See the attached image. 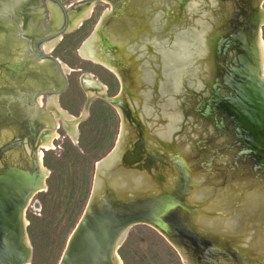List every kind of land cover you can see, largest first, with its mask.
Here are the masks:
<instances>
[{"label": "water", "instance_id": "obj_1", "mask_svg": "<svg viewBox=\"0 0 264 264\" xmlns=\"http://www.w3.org/2000/svg\"><path fill=\"white\" fill-rule=\"evenodd\" d=\"M93 1L0 0V25H10L29 62L51 71L30 91L0 85V264H27L31 259L25 209L47 186L49 171L38 150L43 153L42 143L53 139L52 131L59 128L53 116L47 124L32 117L47 112L39 96H58L68 83L59 58L38 44L75 30L70 13ZM106 3L110 10L100 14L78 48L98 38L107 62L118 63L105 27L131 23L128 14L140 20L145 13L153 20L151 31L131 33V45L139 50L133 76L137 95L127 83L120 86L122 95L140 101L143 122L131 117L124 98L99 95L139 129L130 136L128 148L119 143L118 132L112 148L94 164L86 206L58 264H117L118 249L136 224L157 230L184 264H264V211L246 216L240 210L229 212L227 206L239 195L250 201L249 207L264 198V0ZM130 3L137 6L131 13ZM152 3L169 13L162 8L143 13L142 6ZM118 7L123 14L112 19ZM54 9L59 21L53 25ZM26 26L40 32L33 37ZM26 68L19 61L0 59V73L26 74ZM79 82L85 92L104 88L87 72ZM90 102L86 98L84 106L89 108ZM87 115L79 114L74 123Z\"/></svg>", "mask_w": 264, "mask_h": 264}, {"label": "rangeland", "instance_id": "obj_2", "mask_svg": "<svg viewBox=\"0 0 264 264\" xmlns=\"http://www.w3.org/2000/svg\"><path fill=\"white\" fill-rule=\"evenodd\" d=\"M108 6L102 1H97L92 16L84 21L81 27L64 33L51 52L69 68L68 71H71L67 74L66 88L56 95L61 107L74 117L84 109L86 114L88 111V115L77 125L78 133L75 137H69L65 129L59 126L56 130L57 137L53 139V147L48 150L42 149L41 159L49 175L46 179V188L32 197L25 210L28 221L26 230L32 247L31 259L27 264H58L67 239L86 206L94 164L112 148L118 136L120 116L117 110L98 96L90 99L89 108L84 106L86 95L79 82L81 73L89 72L106 85L107 95H114L119 90V81L112 72L100 64L82 59L77 52L81 41L89 34L101 12ZM135 7L137 6H130V13ZM159 8L165 10L166 7L157 3L149 4L147 8L142 6L143 13ZM130 17L138 27L149 21L145 13L140 20L131 14ZM123 24L126 26L123 27L125 33L129 34L127 24ZM262 38L264 40V26ZM0 39L3 41L6 37L0 35ZM1 44L4 52L3 54L0 52V59H4L7 57L6 50L14 52L15 45L20 43L13 41V45L7 47ZM17 54V52L15 56L11 54V59L14 60ZM31 64L32 62L29 65ZM3 75H0V83L8 84L10 87L8 73ZM16 78L12 83L18 87L39 85L37 79L25 74V71L20 72ZM197 149L202 151L203 146L197 144ZM241 196L230 199L232 202L230 210L233 213L240 210L237 202ZM118 254L122 264H184L177 250L157 230L145 224H136L129 229L118 249Z\"/></svg>", "mask_w": 264, "mask_h": 264}, {"label": "bare ground", "instance_id": "obj_3", "mask_svg": "<svg viewBox=\"0 0 264 264\" xmlns=\"http://www.w3.org/2000/svg\"><path fill=\"white\" fill-rule=\"evenodd\" d=\"M97 1H102L104 3L107 2V0H97ZM96 0H94L92 3H90L89 5H83V6H79L78 9L73 10V12L70 13V17L72 20V24L73 27L79 28L80 25L82 24L83 21H85L87 18L90 17L91 12L93 10L94 5L97 2ZM136 5V3H130L128 6V10H130V6H134ZM167 9V8H166ZM166 9L164 10V13H169L166 11ZM110 8L107 7L105 11H109ZM50 14L52 15V21H53V25L54 23H56L57 21H59V16L57 15V13L54 10H50ZM123 14V11L121 8L118 7V13H114L112 19L115 18H120V15ZM130 14H128V16L126 18H129ZM174 18H176V15L174 16ZM131 20V19H129ZM153 20H149L146 21L144 24L140 25L139 27L135 25V23L133 21H131V23L129 21H123L122 23H126L127 24V29H129V34L125 33V30L121 27L122 23H115V24H109L107 25V27H105V30L110 37V40L112 42V44H114V46L116 47L115 50H112L113 52V56L119 60L118 63L115 62H107L106 58L104 57V55L101 53L100 51V45L98 43V38H95L93 40H87L80 48H78L77 52L78 55L85 60H89L91 62H94L96 64H100L101 66L105 67L106 69H108L110 72H112L116 77L117 80L119 81V90L116 94L114 95H109V96H117V97H122L124 98L126 101H128V104L130 105V107L132 108L133 114L131 117L136 118L138 122H143V117L142 115H140V112L138 110L137 104L140 102L138 100V98L132 97V96H125V94L122 95V93L120 92V86H121V82H125L127 83L130 87H131V92L133 94H135V96L137 95V89L136 86L133 85V76L135 75V72L137 71V60H136V56L138 55V48H134L131 45L132 42V36L131 33L133 32H138V30L141 29H151L153 27ZM138 27L137 29L135 28ZM27 27V34L29 35H33V37H35V35H37L40 31L39 29L35 28L32 29L30 31L29 27ZM10 29V25L8 23H2V25H0V35H3L6 37L5 40H1L2 42H0V52L3 54L4 49H2L1 47V43L4 44L5 47L7 46H11L13 45V41L17 42L13 36L10 34L9 32ZM136 29V30H135ZM8 40V41H6ZM60 40V37L57 36L53 39H50L48 41H45L43 43V50L45 52H49L51 53L55 47V44ZM6 41V42H5ZM9 41H11L9 43ZM83 41V40H82ZM6 43V45H5ZM20 43V42H17ZM57 45V44H56ZM260 46H261V50H262V64H263V73H264V40L261 39L260 40ZM15 50L14 52L8 51L6 50V54L7 57H4V60L6 61H19V63H24L25 68L26 66H28L26 69H28L27 74L32 76L33 78L37 79V83L39 84L38 86H40V82H41V78H45L47 79V77L50 76L51 71H49L47 68H43V67H38L36 66V64H31V66L29 65L31 63V61L29 62V55L25 54V46L20 43L18 45H15ZM24 48V49H23ZM17 54V57L14 58V60H12V55L14 54V56ZM22 52V53H21ZM0 53V54H1ZM21 53V54H20ZM12 54V55H11ZM9 55V57H8ZM13 56V57H14ZM29 59V60H28ZM61 65L63 67V70L67 73L71 72L68 71L69 68L60 60ZM72 70V69H71ZM131 71L133 74H131ZM135 71V72H134ZM7 74L8 73V77L10 78V82L9 85L10 87L5 84L0 83V85L5 86L6 89H10L12 86H16L15 84L12 83V81L18 76V74H20V72L18 74H14V76H12L9 72H3L0 73V75L3 74ZM89 74V76L91 78H94V76L87 72ZM123 75V76H122ZM4 76V75H3ZM1 79V77H0ZM17 79V78H16ZM95 80L98 81V83L100 82V84L103 85V90L102 91H96L95 89H97V86H94V88H90L89 90H87L85 92L86 98H88L89 100L91 98H95V97H99L100 94L107 92L106 89V85L103 84L101 81H99V79L94 78ZM20 87V86H19ZM25 88H27L29 91L32 89H35L37 87H31V86H26ZM107 94V93H106ZM45 98V103H46V107L47 112L43 113L41 115H37L36 113L33 114L34 117H32V120H35V118H39V121H42L43 123L47 124L49 121V117L53 116L55 121L57 122V124L60 127H63L67 133V135L71 138L75 137V135L78 133V129L76 128V123H74V119H76L77 117L72 116L71 114H69L67 111H65L61 105L60 102L58 101L56 94H50L47 97H38V103L42 105V107L45 106V103L42 101V99ZM118 109V108H117ZM21 109H18V111H20ZM49 111V113H48ZM119 113H120V117H121V124L119 126L120 131H119V135H120V140L119 143L121 145H123L125 148L129 145V140H130V136L133 134V132H135L136 130L139 129V127L135 124L132 123V126H129L130 124L128 123V121L126 120L124 113L122 112V110L118 109ZM25 112V111H24ZM33 113V112H32ZM81 116H85L86 115V110L84 109L82 112L79 113ZM25 115L29 118H31L28 114V112H25ZM49 116V117H48ZM54 130V129H53ZM7 133L10 132L9 128L8 130H6ZM52 136L53 139H55L57 137V132L56 130L52 131ZM6 133V132H5ZM53 139L49 138L47 140H45L42 143V148L43 149H51L53 147ZM153 139V138H151ZM132 140V139H131ZM128 148V147H127ZM124 150V149H123ZM42 156V151L39 149L38 150V157L39 160ZM121 160V157L120 159ZM166 161H168V158L165 159ZM121 162V161H120ZM97 165L99 164V159L96 160L95 162ZM161 165V164H160ZM44 166V165H43ZM163 170H166V167H163ZM48 172V171H47ZM154 178V177H153ZM119 180H123V178L119 177ZM110 189H113V187H110ZM44 190V189H43ZM118 195H121L120 192H117ZM262 194V196H264V189H262L260 191V195ZM243 197L241 196L239 198V205H240V211H243L244 215L246 216H253V215H258L261 214L264 211V198L260 199L259 197L256 198V203H254L255 205L252 207H249L248 205L250 204V201L247 202L246 200L242 199ZM32 200V199H31ZM31 200H29L27 207L29 206V204L31 203ZM229 207V212L233 213L232 210H230L231 206H232V202L231 200L229 201L228 205ZM25 209V210H26ZM262 209V210H261ZM219 212V211H217ZM251 214V215H250ZM27 218L25 217V223H27ZM125 234V233H124ZM123 234V236H124ZM117 264H121L120 259L117 260Z\"/></svg>", "mask_w": 264, "mask_h": 264}, {"label": "flooded vegetation", "instance_id": "obj_4", "mask_svg": "<svg viewBox=\"0 0 264 264\" xmlns=\"http://www.w3.org/2000/svg\"><path fill=\"white\" fill-rule=\"evenodd\" d=\"M106 4H107V3H106ZM95 5H96V4H95ZM95 5H94V7H95ZM94 7H93V10H92V12H91L90 17L92 16V13H93V11H94ZM108 7H109V6H108ZM104 10H105V9H104ZM104 10H103V11H104ZM103 11H102V12H103ZM102 12H101V13H102ZM99 16H100V15H99ZM90 17H89V18H90ZM89 18H87V19H89ZM87 19H86V20H87ZM97 19H98V18H97ZM86 20H85V21H86ZM96 21H97V20H96ZM83 23H84V21L82 22V24L80 25V27L83 25ZM95 23H96V22H95ZM94 25H95V24H94ZM94 25H93V26H94ZM76 29H77V28H76ZM92 29H93V28H92ZM90 32H91V31H90ZM90 32H89V33H90ZM62 37H63V36H62ZM62 37H61L60 39H62ZM48 40H50V39H48ZM48 40H45V41H48ZM45 41L40 42V43L38 44L39 47H42V48H41L42 50H43V43H44ZM116 78H117V77H116ZM43 99L45 100V98H43ZM44 102H45V101H44Z\"/></svg>", "mask_w": 264, "mask_h": 264}]
</instances>
